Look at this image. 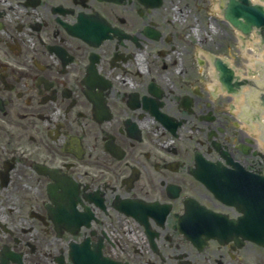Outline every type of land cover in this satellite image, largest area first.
I'll use <instances>...</instances> for the list:
<instances>
[{
  "label": "flooded vegetation",
  "instance_id": "1",
  "mask_svg": "<svg viewBox=\"0 0 264 264\" xmlns=\"http://www.w3.org/2000/svg\"><path fill=\"white\" fill-rule=\"evenodd\" d=\"M190 1L0 0V264H264V114Z\"/></svg>",
  "mask_w": 264,
  "mask_h": 264
},
{
  "label": "water",
  "instance_id": "2",
  "mask_svg": "<svg viewBox=\"0 0 264 264\" xmlns=\"http://www.w3.org/2000/svg\"><path fill=\"white\" fill-rule=\"evenodd\" d=\"M222 5L225 19L232 24V26L244 35H250L254 30L260 36V47H264V6L261 4H254L252 0H225ZM222 69H226V65L221 60H216ZM233 75L229 71L228 74L222 73L221 80L223 83L232 87L231 79ZM248 81H239L236 87L247 84ZM256 89V96L264 104V82L262 84L252 83ZM252 205L244 206L245 216L242 218L243 224L248 228L243 231L245 237L264 245V192H254L252 196Z\"/></svg>",
  "mask_w": 264,
  "mask_h": 264
},
{
  "label": "rangeland",
  "instance_id": "3",
  "mask_svg": "<svg viewBox=\"0 0 264 264\" xmlns=\"http://www.w3.org/2000/svg\"><path fill=\"white\" fill-rule=\"evenodd\" d=\"M211 2L212 0H198L196 3H199L200 5H191L194 2L190 1L189 6L187 7L188 14L190 15L192 21L198 20L200 23L202 21V30H204V28L205 30L208 29V18H206V14H209L211 11L215 10L214 6H210ZM210 20L211 22L213 21L212 18H210ZM213 22L218 32L213 33L214 35L210 34V40H207L206 45L211 44L208 46H212L220 53L228 55L230 58L234 57V63L237 66H242L246 64L249 59L256 57L254 53L250 52V50H244L240 48L241 45L239 40L236 39L235 34L229 28V26L226 25V23L223 21ZM212 37H215L213 42Z\"/></svg>",
  "mask_w": 264,
  "mask_h": 264
},
{
  "label": "bare ground",
  "instance_id": "4",
  "mask_svg": "<svg viewBox=\"0 0 264 264\" xmlns=\"http://www.w3.org/2000/svg\"><path fill=\"white\" fill-rule=\"evenodd\" d=\"M255 46V45H254Z\"/></svg>",
  "mask_w": 264,
  "mask_h": 264
}]
</instances>
